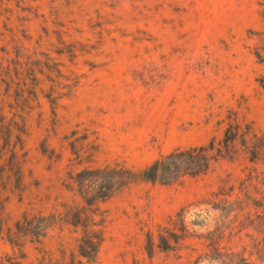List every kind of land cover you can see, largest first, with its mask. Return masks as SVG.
I'll list each match as a JSON object with an SVG mask.
<instances>
[{"label":"rangeland","instance_id":"1","mask_svg":"<svg viewBox=\"0 0 264 264\" xmlns=\"http://www.w3.org/2000/svg\"><path fill=\"white\" fill-rule=\"evenodd\" d=\"M0 264H264V0H0Z\"/></svg>","mask_w":264,"mask_h":264},{"label":"trees","instance_id":"2","mask_svg":"<svg viewBox=\"0 0 264 264\" xmlns=\"http://www.w3.org/2000/svg\"><path fill=\"white\" fill-rule=\"evenodd\" d=\"M214 147V143L211 144V147ZM210 146L207 147V146H201V147H196V148H193L191 150H188V151H175L173 153H171L169 156H168V159L167 160H170L171 163H168L167 160H157L156 162H154L153 164H151L150 166H148L147 168H145L140 176L146 180H157L159 179L160 175L162 173H164L166 170H170L172 168V164L176 165L177 163V157L180 156V157H183L184 155L188 156V157H191L193 154V152H195L196 154L195 155H198V157H201L203 159H207V156L210 155ZM214 149V148H212ZM214 151V150H212ZM211 155H214L213 153ZM212 157V156H211ZM210 159H213V158H210ZM209 161H206L205 160V164L202 165V170L205 171L209 166ZM89 171H92V172H98V173H101V172H107L105 169H94V170H85V171H82L81 173L84 174L85 172H89ZM80 173V174H81ZM82 196L84 198V200L89 203V200H91L90 196H87L84 192V190H82ZM102 197V196H100ZM91 204V203H89ZM37 219H46V217H41V218H37ZM29 222V221H27ZM89 229V228H88ZM84 237L82 238V241H81V250H82V253L84 256L86 257H90L89 255H93L96 250H97V246H99V243L101 241V234H100V231L99 230H87L85 229V233H84ZM88 255V256H87Z\"/></svg>","mask_w":264,"mask_h":264}]
</instances>
